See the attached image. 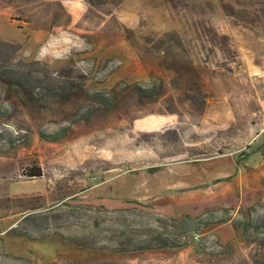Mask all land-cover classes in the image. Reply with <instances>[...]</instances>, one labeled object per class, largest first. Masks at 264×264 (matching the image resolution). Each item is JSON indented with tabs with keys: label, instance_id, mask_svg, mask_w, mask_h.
Masks as SVG:
<instances>
[{
	"label": "rangeland",
	"instance_id": "374dc122",
	"mask_svg": "<svg viewBox=\"0 0 264 264\" xmlns=\"http://www.w3.org/2000/svg\"><path fill=\"white\" fill-rule=\"evenodd\" d=\"M82 1L72 21L60 0H0V32L27 34L14 62L65 68L83 98L0 89V264H264V0ZM222 157L242 178L223 206L162 191L171 165Z\"/></svg>",
	"mask_w": 264,
	"mask_h": 264
},
{
	"label": "crops",
	"instance_id": "0c3cea01",
	"mask_svg": "<svg viewBox=\"0 0 264 264\" xmlns=\"http://www.w3.org/2000/svg\"><path fill=\"white\" fill-rule=\"evenodd\" d=\"M62 6L66 10V12L71 17L72 21H77L81 17L85 15L87 12V5L82 0H60ZM0 14V19L1 18ZM10 25H14L10 21ZM25 29L17 28L11 31L10 35H4L0 32V39L7 41L13 44H22L27 41V34H21ZM30 33V32H29ZM38 38L45 36L41 32H37L33 34ZM4 36H9L4 37ZM18 37V40L10 39L11 37ZM262 132H258L257 134H261ZM220 161V160H219ZM215 159L209 160L206 163L200 164H184V163H175L172 166V174L170 181H164L162 187V191L171 190L173 192L184 191L189 188H200L205 187L209 190V192L204 195H198L194 200L201 201L204 203H212V205H218L216 207L223 206V182H226L229 178H233L235 176V184H236V193H238V188H242V184L240 183V170L237 167L236 158L231 157L226 160V167H223V157L222 162H219ZM167 165L161 171L166 170ZM169 171V170H168ZM177 173V175L175 174ZM240 183V184H239ZM139 201V200H138ZM238 204V203H237Z\"/></svg>",
	"mask_w": 264,
	"mask_h": 264
},
{
	"label": "trees",
	"instance_id": "16d2710c",
	"mask_svg": "<svg viewBox=\"0 0 264 264\" xmlns=\"http://www.w3.org/2000/svg\"><path fill=\"white\" fill-rule=\"evenodd\" d=\"M0 89H6L7 91H12L14 95H12L9 100L13 99L16 101L23 102L25 107H28L29 103L33 100L37 101L39 97L45 96L44 93L37 92L38 89L46 90L49 84L54 83L57 87L52 92H49V97L52 101L61 103L63 99H69L74 101L77 98H80V101L83 100L81 96H77L73 93L74 87H62L63 81L60 79V74L65 72V68L59 72L55 73L57 77L49 76V71L47 68L43 67L39 62L33 61L31 63H16L14 62V54L16 48L11 43H0ZM19 66L23 68H38L41 69L42 76H38L35 73H31L29 71H23ZM53 75V74H52ZM82 87V85H81ZM136 89L141 92V96L153 98L156 96L155 92L151 88H141L135 86ZM92 100V98H86V101ZM106 101V100H105ZM111 104L106 101L105 105ZM34 177H40L41 174H32ZM186 219H189L186 217Z\"/></svg>",
	"mask_w": 264,
	"mask_h": 264
},
{
	"label": "built area",
	"instance_id": "2783aa9c",
	"mask_svg": "<svg viewBox=\"0 0 264 264\" xmlns=\"http://www.w3.org/2000/svg\"><path fill=\"white\" fill-rule=\"evenodd\" d=\"M199 238V235H193L191 238H187L185 236L182 237V241L190 243L191 241H197Z\"/></svg>",
	"mask_w": 264,
	"mask_h": 264
}]
</instances>
